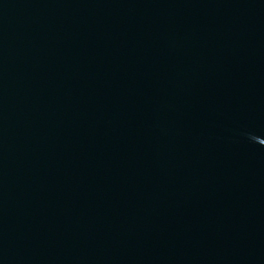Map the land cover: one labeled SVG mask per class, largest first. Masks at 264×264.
<instances>
[{
  "label": "water",
  "instance_id": "water-1",
  "mask_svg": "<svg viewBox=\"0 0 264 264\" xmlns=\"http://www.w3.org/2000/svg\"><path fill=\"white\" fill-rule=\"evenodd\" d=\"M0 264H264V0H0Z\"/></svg>",
  "mask_w": 264,
  "mask_h": 264
}]
</instances>
